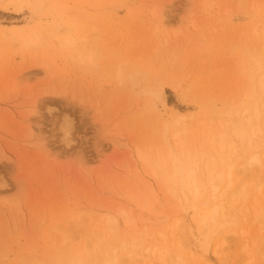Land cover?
Instances as JSON below:
<instances>
[{
  "label": "rangeland",
  "instance_id": "obj_1",
  "mask_svg": "<svg viewBox=\"0 0 264 264\" xmlns=\"http://www.w3.org/2000/svg\"><path fill=\"white\" fill-rule=\"evenodd\" d=\"M210 1H0V264H264V168L234 172L250 192L224 232L198 219L218 119L264 59V0ZM238 145L264 157L263 136ZM199 148L196 195L167 154Z\"/></svg>",
  "mask_w": 264,
  "mask_h": 264
},
{
  "label": "bare ground",
  "instance_id": "obj_2",
  "mask_svg": "<svg viewBox=\"0 0 264 264\" xmlns=\"http://www.w3.org/2000/svg\"><path fill=\"white\" fill-rule=\"evenodd\" d=\"M40 4L41 0H7L6 6L14 5L16 7L21 8L23 6L29 5L39 7ZM200 7L204 13L210 14H212L215 9L213 1L210 0H204V2L201 3ZM163 17L164 16L161 14L159 23H162ZM262 33H264V31ZM255 64V69L253 68V70L251 71L252 73L249 72L251 73L250 76L252 75V81L250 80V76H248L249 82H252L250 84H253L252 89H254V91L252 92V101L250 102L249 106L244 108H235L236 110L234 109V107H231L230 109L228 108L229 111H227L224 116H220L221 118L218 119V124H216V126H218V130H215L219 131L217 133V136L213 137L210 141L211 147H209L212 154L211 157H213L212 161L214 162L213 173L216 176L209 187L211 199L210 201L204 203L206 207L201 210V212H199L198 219L201 226H204L208 222H219V231H217V233L224 232L230 224V222L225 219L228 216L227 212L230 211V209H232L236 205V203L241 200L248 199L249 196L250 191L248 185L241 180H234V172L238 171V169L241 167V172L240 170L238 171V173H240V175L238 174L240 177L241 175L247 173L246 171L248 170V167H251L253 165H256L255 167L259 166V168L262 169L264 168V157L262 154H260L259 152L247 153L246 151L240 149V146L238 145V143L244 144L245 142H248L250 144L256 137H264V59H256ZM122 68L123 66H120L118 69L117 75L119 77L121 76ZM62 93L65 92L63 91ZM181 117H185V114H183ZM206 148H208V146ZM199 150V153H193L194 155L190 153L191 150L189 151L190 154L186 153L185 155L182 153H175L170 150L167 154L170 157V160L172 159L171 162L169 161L168 163L171 165L169 169L172 171L173 175L177 179H179L183 183V185L188 186L190 188L193 185V187L195 188L196 195L205 192V190H203V188L201 187V184L198 185V182L194 175L196 171V166L198 165L197 159H199L206 153H204L202 148H199ZM194 152H197V150L195 149ZM213 153H217V157H214L215 154ZM228 153H239L238 156L242 157V162H239V165L232 164L228 161L226 157ZM138 155L140 159L144 162L148 161V157L146 156V154L138 152ZM193 165H195V167H193ZM239 179H241V177ZM236 183H238V185L234 187ZM205 188L207 191L208 188ZM258 194L264 196V187L258 186V191L255 194L256 199ZM217 233H215V235ZM237 233L239 234V237L243 238V240L240 238L239 240L245 241L244 238H247L246 236L248 232L245 229L241 228ZM98 238L100 241L101 233H98V237L94 240L93 243H95ZM225 241L226 239H223L220 245H224ZM244 245L246 246L247 244ZM216 252L218 254L217 250ZM156 259L160 261V263L158 264H181L179 262H175L171 258L166 259V252L163 250L160 251ZM117 260V255L113 253L107 256L106 258L102 259L99 264H115V261ZM72 264L88 263L84 258H78Z\"/></svg>",
  "mask_w": 264,
  "mask_h": 264
}]
</instances>
